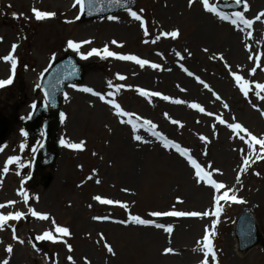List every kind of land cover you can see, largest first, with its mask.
<instances>
[{
  "label": "rangeland",
  "instance_id": "rangeland-1",
  "mask_svg": "<svg viewBox=\"0 0 264 264\" xmlns=\"http://www.w3.org/2000/svg\"><path fill=\"white\" fill-rule=\"evenodd\" d=\"M232 1L137 0L83 22L82 0H0V109L17 123L0 264H264L233 233L252 210L264 237V0L216 10ZM68 53L87 75L67 89L43 188L21 125Z\"/></svg>",
  "mask_w": 264,
  "mask_h": 264
},
{
  "label": "water",
  "instance_id": "water-1",
  "mask_svg": "<svg viewBox=\"0 0 264 264\" xmlns=\"http://www.w3.org/2000/svg\"><path fill=\"white\" fill-rule=\"evenodd\" d=\"M85 1V19L101 18L112 15L116 12L131 9L135 5V0H124L125 3L112 8L104 9L102 5L96 4L94 0ZM241 2L234 4L233 8H238ZM222 9L231 7L219 5ZM85 76L84 67L81 66L72 55H67L55 62L45 75L41 82L42 90L53 109L48 112L45 104H40L33 118L28 122L27 130L32 140L33 147L38 142V136L41 132V125L44 120L43 128L45 131V141L36 155V162L33 165L34 175H41L44 185L48 186L53 179L52 175L46 173V169L53 167L59 152V124L63 118L60 106L65 93V87L80 84ZM12 131V124L0 113V148ZM236 234L239 240L240 250L246 252L261 242V235L257 231L254 216L250 212H244L237 221Z\"/></svg>",
  "mask_w": 264,
  "mask_h": 264
},
{
  "label": "bare ground",
  "instance_id": "bare-ground-1",
  "mask_svg": "<svg viewBox=\"0 0 264 264\" xmlns=\"http://www.w3.org/2000/svg\"><path fill=\"white\" fill-rule=\"evenodd\" d=\"M240 30H243V28L241 27ZM142 135H143V134H142ZM144 137H145V138H148L147 135H144ZM204 188H207V189H208V188H209L208 184H205ZM204 190H206V189H204ZM166 220H168V221H170V222H172V223L178 221L177 219H172V218H166Z\"/></svg>",
  "mask_w": 264,
  "mask_h": 264
}]
</instances>
